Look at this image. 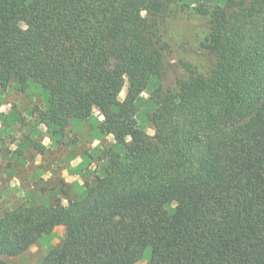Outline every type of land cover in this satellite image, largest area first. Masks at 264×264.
<instances>
[{
  "label": "trees",
  "instance_id": "trees-1",
  "mask_svg": "<svg viewBox=\"0 0 264 264\" xmlns=\"http://www.w3.org/2000/svg\"><path fill=\"white\" fill-rule=\"evenodd\" d=\"M30 81L50 93L46 126L98 110L116 144L67 205L3 211L0 264L61 225L41 264H131L148 246L149 264H264V0H0V86ZM151 84L153 134L137 103Z\"/></svg>",
  "mask_w": 264,
  "mask_h": 264
},
{
  "label": "rangeland",
  "instance_id": "rangeland-1",
  "mask_svg": "<svg viewBox=\"0 0 264 264\" xmlns=\"http://www.w3.org/2000/svg\"><path fill=\"white\" fill-rule=\"evenodd\" d=\"M187 1L191 4L206 2L209 4L224 6L227 0ZM28 22V20L24 21L23 25L26 26ZM172 24L174 25V31L176 33L177 30L180 31L177 20L173 21ZM181 55L180 50L173 45L168 49V70L160 80L163 86H170L173 88L177 86L176 79L182 73V70L178 66V60ZM155 87V84H151L149 89L140 96L137 102L139 126L149 134L154 133V128L149 122L148 114L154 109L151 101V94ZM126 91L127 85L124 87L120 95L121 99L125 97ZM49 97V91L40 83L34 81H30L25 90H22L16 82H12L6 90L2 89L0 86V215L6 209L15 208L21 203L27 202L30 200V195H36L33 190L35 186L37 187V184H31L32 180H28V152L33 153L39 151L34 145L36 142H40L41 138L44 136L56 138V140L62 139V141H68L72 138L76 139V136L71 133L72 128H75L79 134L78 138L82 143L81 149H84L89 146L94 129L96 132H99V130L101 132L98 115L96 113L91 118L90 122H84L86 120H74V123L82 124H80L79 127L68 125L64 137L63 130L58 126H41L38 109H44L47 106ZM31 139H34V143L28 145ZM98 142L99 145L103 146V149L110 146L108 140L105 139V135L102 133ZM100 154L101 151L94 152V156L92 157L93 167H95V170L97 169L99 171L97 174H102L105 167L104 162H101L103 159H101L102 157ZM102 164L104 166H102ZM5 167L9 168V170H4ZM97 174L95 172L90 178L92 179ZM15 178H17V180ZM58 179L59 176L55 180L53 179L52 181H49L48 187L52 184L57 185L58 188L62 187L61 181ZM64 187L68 189L66 186ZM20 188L24 189V191ZM68 193L70 194L71 192ZM40 202L46 205L51 204L48 197L42 198ZM174 207L175 204H171L168 208L172 211ZM53 238L55 240L61 238L60 230L55 234H45L42 240L37 243L36 247L28 250L21 256L3 258L6 260L7 264H41L45 256L43 245L46 242L44 241L52 240ZM150 257L151 247L148 246L144 250L142 256L131 264H149Z\"/></svg>",
  "mask_w": 264,
  "mask_h": 264
},
{
  "label": "crops",
  "instance_id": "crops-1",
  "mask_svg": "<svg viewBox=\"0 0 264 264\" xmlns=\"http://www.w3.org/2000/svg\"><path fill=\"white\" fill-rule=\"evenodd\" d=\"M95 113L98 115V122L100 126L104 116L98 110L94 112L93 116ZM91 118L84 122H90ZM39 122L41 126L45 125L41 121ZM80 124L82 123H74V120H71L68 125L79 127ZM67 128L68 126L63 131V137L66 134ZM77 132L78 131H76L75 128H72L71 133L76 136V139L72 138L68 141H62V139L56 140V138L44 136L41 138L40 143L45 147V152H28V180H32L31 184H37V187L35 186L33 190V192L36 194L35 198L32 196L34 201L36 200L37 202H40L42 198L48 197L52 203L54 197H60L62 202L67 205L70 198L79 197L83 193L85 180L90 178V176L95 172L96 174L99 172L97 169L95 170V167H93L92 157L94 156V152L101 151L103 149V146L99 145L98 142L102 132H100V130L99 132H96L94 129L92 132V144L90 142L89 146L84 149H81L82 143L78 138L79 134ZM105 139L108 140L110 146H114L116 144L113 135H105ZM33 141L34 139H31L28 145H32ZM101 159H103L101 162H104L106 166L107 159ZM102 166L104 165L102 164ZM4 170H9V168L5 167ZM58 176V180L61 181L62 187L58 188L57 185L54 184L48 187V182L52 181L53 179L55 180L58 178ZM15 179L17 180V178ZM64 186H66L68 189L65 188V192H62L61 189L64 188ZM20 189L24 191V189ZM68 192L71 193L69 194ZM59 230L61 232L60 239L55 240L53 238L52 240L44 241L46 242L43 245L45 255L50 249L62 243L66 235V228L64 226L61 225L56 227L50 234H55L57 231L59 232ZM43 236L39 241L42 240ZM37 243L34 244L29 250L36 247Z\"/></svg>",
  "mask_w": 264,
  "mask_h": 264
}]
</instances>
